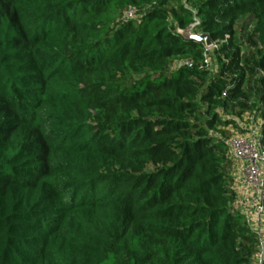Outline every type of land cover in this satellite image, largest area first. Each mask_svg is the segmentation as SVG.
I'll return each instance as SVG.
<instances>
[{
  "label": "trees",
  "instance_id": "16d2710c",
  "mask_svg": "<svg viewBox=\"0 0 264 264\" xmlns=\"http://www.w3.org/2000/svg\"><path fill=\"white\" fill-rule=\"evenodd\" d=\"M164 1L0 0V264H252L212 132L248 93L249 18L264 142V0Z\"/></svg>",
  "mask_w": 264,
  "mask_h": 264
},
{
  "label": "rangeland",
  "instance_id": "374dc122",
  "mask_svg": "<svg viewBox=\"0 0 264 264\" xmlns=\"http://www.w3.org/2000/svg\"><path fill=\"white\" fill-rule=\"evenodd\" d=\"M180 5H185L190 8L192 16L196 18V8L194 2L187 3L185 0H165L163 2V6L168 10L170 20H172L173 14L177 11V8ZM234 30L241 46V62L243 63L247 71V77L244 86L248 88V93L244 98L230 102L229 106L223 112H220V116L223 121L221 123H216L215 130L212 133L214 135V138L223 141L227 145V149L225 152L231 159V187L233 191L231 206L232 208L234 207V211L241 212L243 214V217H245L237 225L239 227L238 236L240 238V243L242 245H245L243 236L255 237V239H257L256 251L252 256L253 258L251 259V262L252 264H264V211L259 212L257 210V206L259 205L257 203V200L262 195L263 191L252 187V184H246L247 179H245L244 176L245 160L237 159L240 160V162H244H242V164L239 166L240 169L238 174L233 171V164L235 167L237 165L235 161H238L231 153V141L232 138L236 136H243L245 138H248L249 140L251 139L256 143V145L260 147V149L264 150V142L261 140L262 118H260V115L256 113V110L261 106V103L259 102V92L257 89V70L255 56L256 44L253 34L252 20L249 18L239 19L234 26ZM191 32L193 34L200 33L198 29L194 28V25L192 26ZM52 46H55L52 42L44 45L46 49L54 51L56 47ZM206 56L208 60L207 67L210 71L215 72L218 68V63L215 54L213 53L212 47H206ZM183 62H185V59L176 60L175 66L181 65ZM52 72L53 71H51L48 76L52 77L53 75V78H55L56 74H53ZM36 122H38V119H36ZM52 142L53 146L55 147L52 152V157L54 161H57L61 159L60 154L64 153L60 149L56 150L57 143L55 139ZM232 157L235 158V161H233L234 159ZM60 177L61 175H59L58 173H53V178L59 179ZM248 181L250 182V179H248ZM247 191H251L252 194L248 196V193H246ZM235 199L240 200L239 202L241 203L237 207L234 206ZM6 205V197L0 195V208H5ZM259 253L260 257L256 258Z\"/></svg>",
  "mask_w": 264,
  "mask_h": 264
},
{
  "label": "built area",
  "instance_id": "2783aa9c",
  "mask_svg": "<svg viewBox=\"0 0 264 264\" xmlns=\"http://www.w3.org/2000/svg\"><path fill=\"white\" fill-rule=\"evenodd\" d=\"M134 15V8H130L124 12V18L126 19L133 17ZM181 65L192 66V62L185 60ZM207 66L208 60L205 58L203 63L199 65V68H208ZM231 153L236 159L245 160L244 176L245 179H247V184H252V187L262 191L264 188V150L260 149V147L251 139L249 140L243 136H236L233 137L231 141ZM248 179H250V182ZM257 203L259 204H257V210L263 212L264 206L262 203V195L258 198ZM259 257L260 253L256 258Z\"/></svg>",
  "mask_w": 264,
  "mask_h": 264
},
{
  "label": "water",
  "instance_id": "95a60500",
  "mask_svg": "<svg viewBox=\"0 0 264 264\" xmlns=\"http://www.w3.org/2000/svg\"><path fill=\"white\" fill-rule=\"evenodd\" d=\"M195 25L194 23L188 26L185 30L180 31L184 37L186 38H193L197 41H203L205 43L206 47H212L213 43L211 42L210 38L207 34L199 33V34H193L191 32L192 26Z\"/></svg>",
  "mask_w": 264,
  "mask_h": 264
},
{
  "label": "crops",
  "instance_id": "0c3cea01",
  "mask_svg": "<svg viewBox=\"0 0 264 264\" xmlns=\"http://www.w3.org/2000/svg\"><path fill=\"white\" fill-rule=\"evenodd\" d=\"M233 158V157H232ZM234 160L233 161H235V158H233ZM237 160V159H236ZM238 162H236L235 161V163H237V165L234 167V164H233V171L235 172V173H239V166L242 164V162H244V161H242V162H240V160H237ZM244 164H245V162H244ZM238 166V167H237ZM237 167V168H236ZM247 184V183H246ZM246 193H248V196L249 195H251L252 193H251V191H247ZM240 200H236L235 199V204H234V206L235 207H237L238 205H240L241 203L239 202ZM232 209H234V207L232 208ZM235 212H237L239 215H241V221H242V219H244L245 217H243V214L241 213V212H238V211H235Z\"/></svg>",
  "mask_w": 264,
  "mask_h": 264
}]
</instances>
